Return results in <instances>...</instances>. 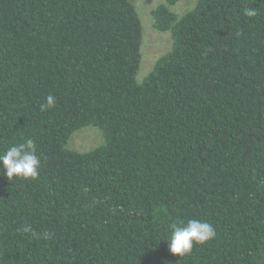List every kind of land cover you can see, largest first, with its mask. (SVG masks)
Wrapping results in <instances>:
<instances>
[{"label": "trees", "instance_id": "trees-1", "mask_svg": "<svg viewBox=\"0 0 264 264\" xmlns=\"http://www.w3.org/2000/svg\"><path fill=\"white\" fill-rule=\"evenodd\" d=\"M178 2L152 10L172 46L139 82L130 0H0V152L41 160L0 174V264H264V0ZM86 128L103 143L70 149ZM189 219L215 238L170 253Z\"/></svg>", "mask_w": 264, "mask_h": 264}, {"label": "clouds", "instance_id": "clouds-1", "mask_svg": "<svg viewBox=\"0 0 264 264\" xmlns=\"http://www.w3.org/2000/svg\"><path fill=\"white\" fill-rule=\"evenodd\" d=\"M244 15L255 17L258 12L255 8H245ZM56 105V97L49 94L45 101L40 104L41 111H47ZM36 144L31 138L25 142L11 145L9 148L0 152V174L5 175L9 180L15 179H35L39 175L41 165L40 158L36 155ZM25 232H31L30 227L23 228ZM170 235L166 240L169 251L172 254L184 256L189 254L194 245H203L216 236L215 228L208 222L199 219H189L186 224L183 220H177L168 226ZM48 238V234L44 235Z\"/></svg>", "mask_w": 264, "mask_h": 264}, {"label": "rangeland", "instance_id": "rangeland-1", "mask_svg": "<svg viewBox=\"0 0 264 264\" xmlns=\"http://www.w3.org/2000/svg\"><path fill=\"white\" fill-rule=\"evenodd\" d=\"M136 8L142 23L141 64L137 80L141 82L151 71L156 60L172 46L170 32H159L154 28L152 10L165 0H130ZM198 0H179L170 8L179 16L194 8ZM103 134L94 128L75 132L68 144L70 149L85 152L103 143Z\"/></svg>", "mask_w": 264, "mask_h": 264}]
</instances>
